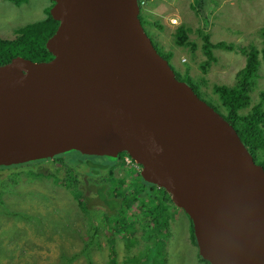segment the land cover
Wrapping results in <instances>:
<instances>
[{
	"label": "water",
	"instance_id": "water-1",
	"mask_svg": "<svg viewBox=\"0 0 264 264\" xmlns=\"http://www.w3.org/2000/svg\"><path fill=\"white\" fill-rule=\"evenodd\" d=\"M52 1V57L0 64V165L126 154L188 214L210 264H264V165L177 75L140 0Z\"/></svg>",
	"mask_w": 264,
	"mask_h": 264
},
{
	"label": "rangeland",
	"instance_id": "rangeland-1",
	"mask_svg": "<svg viewBox=\"0 0 264 264\" xmlns=\"http://www.w3.org/2000/svg\"><path fill=\"white\" fill-rule=\"evenodd\" d=\"M149 3L141 5V16L152 22L158 21V25L145 22L144 26L154 43L159 44L156 46L160 52L168 58L183 81L189 83L203 99L225 111L213 91V85L235 83L237 71L246 63L250 45L257 47L261 58L264 0H208L203 8L196 6V0H151ZM51 5V0H25L20 4L13 0H0V36L16 37L18 27L45 18ZM3 10L6 12L3 13ZM152 13H155L154 16ZM174 18L176 23L172 22ZM179 25L191 28L188 30L190 43L187 45L181 46L177 42L176 29ZM205 35L213 43L225 41L234 46L232 49L212 47L214 60H211L203 48ZM257 74L255 88L250 91V103L243 110L245 112L261 101L260 91L264 89L262 59ZM109 161L119 163V158L113 157L104 163L109 165ZM123 162L125 166L113 167L115 176H127L124 183L118 179L108 180L107 172L102 176L108 186L107 192L100 195L101 202L107 203V206L118 202V198L112 196L118 191L117 187L132 192L141 188V192H137L139 200L133 202V197L129 195L123 202L130 205L126 213L107 218L104 211H99L91 214L94 215L91 221L77 202L76 193L55 177V174L65 173L64 168H56L59 166L57 162H53L52 169L44 175L23 174L19 188L16 186L14 191L7 192L4 199L13 205L9 206L10 209L25 211L31 218L29 221H16L0 211V247L4 248L0 252V264H163L161 260L154 262L150 259L159 255L148 250L149 246L153 247L156 235L154 239H147V235L153 233L152 223L143 220L147 212L140 207V204L149 206L153 203V197H148L147 193L157 187L143 182L141 178L138 185L133 174L139 168ZM90 169L87 167L85 170L89 173V181L96 173L94 170L90 173ZM8 172L12 170H3L0 175ZM175 212L169 218L170 235L165 242V264H206L201 260L198 247L190 242L188 216L178 209ZM144 259L149 261L139 263Z\"/></svg>",
	"mask_w": 264,
	"mask_h": 264
},
{
	"label": "trees",
	"instance_id": "trees-1",
	"mask_svg": "<svg viewBox=\"0 0 264 264\" xmlns=\"http://www.w3.org/2000/svg\"><path fill=\"white\" fill-rule=\"evenodd\" d=\"M13 1L17 4H20L25 0ZM150 1H147V5ZM196 1V6H198L199 8H203L208 4V0ZM51 6L46 10L47 16L45 18L29 22L18 27L16 29V37H0V64L9 61L16 55H22L36 61L48 60L52 57V54L46 47V42L47 39L56 31L59 22L51 15ZM146 12H148V10H146ZM152 14V16H154L155 13ZM142 21L144 24L145 22H147L153 25H158L157 20L152 22V20L146 18ZM159 26L161 27L160 24ZM190 29L191 28L189 26L185 25H179L177 27L176 34L178 38L176 39L179 45L183 46L190 43V41L188 42V30ZM261 31L264 34V28ZM204 39L205 43L203 44V48L205 53L209 55L207 56V58L211 60H214L212 47H224L232 49L234 46L233 43H226L225 41H218L216 43H213L210 41L207 35L204 36ZM260 51L262 53L261 58H259V50L257 49V47L254 45H250L247 48L246 52V63L244 67L237 71V80L235 81V83L233 85L214 84L213 91L218 95L220 99V105L224 107L225 111H221L217 105L215 106V108L218 109L225 116V118L235 126L241 138L248 146L250 151L254 154L255 158L258 159L262 165H264V107L262 106L264 100V89L260 91L261 101L255 104L253 108L250 109V111H243L244 108L250 103V91L251 88H253L255 85L254 79L258 76L257 72L259 64L261 63V59L264 61V45ZM118 158L119 163H111L112 161H109L107 163L109 165H106L104 162L113 159V157L84 154L78 150L71 149L67 152L56 154L54 157L36 159L22 163H14L11 165H0V172L3 170H12V172H8L5 175H0V211L5 212L2 214L10 216L16 221H29L31 216L28 215L25 211L10 209L9 206L13 205L8 204L4 199V196L7 192H10L12 190L14 191L16 186L17 188H19L23 174L27 176L44 175L52 169L53 162H57L59 166L56 168H64L65 173L63 175H57L54 173L56 175L55 177L57 178L58 182L64 183V185L68 186V188L76 193L75 195H77L78 198L77 202L80 203V207H82L84 209L83 211H85L87 216L90 217L89 221H91L90 219H94V215L91 214L97 213L99 211H104L107 218L120 216L121 213H126L128 208L130 207L129 202H123L129 195L133 197V202H137L139 200L138 194L141 192L139 191V189L141 188L138 187L137 190H134L132 192L127 189H120L117 187L116 189L118 191L112 194V196L115 195L119 200L118 202L113 203V205L115 206H113L112 204L107 206V203L101 202L102 198L100 197V195H104L107 192L108 186L107 180L105 181V179L102 178L104 173L107 172V176L109 177L108 180L112 179L115 181L116 179H118L120 183H124L127 178L126 175L122 177L115 176V168L113 166H125L123 162V160L125 161V158L120 155L118 156ZM87 167L92 168V170L96 171V173L92 175L90 181L87 177V174L89 173L85 171ZM92 170L90 169V173H92ZM132 172H134V170H132ZM136 172L137 173L133 175L135 176L134 180L138 182V185L141 184V182L138 181L139 178H141L143 182L148 183V181H146L142 177L140 170ZM128 173L130 174L131 171H129ZM154 185L157 187L156 184ZM147 194L148 197H153V203L149 206L145 203L140 204V207H142V209H145V211L147 212V214L143 217V220L152 223L151 229L153 231H151L153 233L147 235V239L150 240L152 239V237L154 239L156 235L153 247L149 246L148 250L149 252L154 251L159 253L157 257L153 256L150 259L154 262L161 260L162 263L165 264V242L167 237H169L170 235L169 218H172L174 214H176L175 210L177 209V207L172 201L170 194L162 187H158L157 189H155V191H153L152 188V192H149ZM34 218L36 219L37 216L35 215ZM93 227L95 229L97 228L94 224ZM189 229L193 242L196 244L197 239L194 234L191 219ZM163 238L164 243L162 242ZM3 250L4 248L0 247V252H3ZM200 257L201 260L206 264H210L209 261L205 260L201 255ZM148 261V259H144L139 263Z\"/></svg>",
	"mask_w": 264,
	"mask_h": 264
},
{
	"label": "flooded vegetation",
	"instance_id": "flooded-vegetation-1",
	"mask_svg": "<svg viewBox=\"0 0 264 264\" xmlns=\"http://www.w3.org/2000/svg\"><path fill=\"white\" fill-rule=\"evenodd\" d=\"M2 12L4 13V12H6V11H5V10H3ZM143 20H144V19H143ZM0 37H1V36H0ZM124 155L126 156V154H120V156H123V157H125ZM118 156H119V155H118ZM150 184H151V186H153V185H154V183H151V182H150ZM158 187H159V186H157V188H158ZM177 209H178V210H181V214H183V213H184V212H182V209H180L179 207H177ZM186 215H187V214H186ZM188 218H189V217H188ZM189 227H190V218H189V225H188V229H189ZM189 230H190V229H189ZM189 235H190V238H191V239H190V242H191V244H192V245H195V246L197 247V243L195 244V243L193 242V239H192V237H191V232H190V231H189Z\"/></svg>",
	"mask_w": 264,
	"mask_h": 264
},
{
	"label": "built area",
	"instance_id": "built-area-1",
	"mask_svg": "<svg viewBox=\"0 0 264 264\" xmlns=\"http://www.w3.org/2000/svg\"><path fill=\"white\" fill-rule=\"evenodd\" d=\"M141 1H142V3H146L148 0H141ZM172 22H173V23H176L177 21H176V19L174 18V19H172ZM126 161H127L128 164H133V165H135V167L138 166L137 163H136L131 157H129V156L126 157Z\"/></svg>",
	"mask_w": 264,
	"mask_h": 264
},
{
	"label": "clouds",
	"instance_id": "clouds-1",
	"mask_svg": "<svg viewBox=\"0 0 264 264\" xmlns=\"http://www.w3.org/2000/svg\"><path fill=\"white\" fill-rule=\"evenodd\" d=\"M130 157V156H129ZM126 161V160H125ZM135 161V160H134ZM136 162V161H135ZM137 163V162H136ZM137 167L139 168V170H141V167H140V165L137 163ZM176 206V205H175ZM177 207V206H176Z\"/></svg>",
	"mask_w": 264,
	"mask_h": 264
},
{
	"label": "bare ground",
	"instance_id": "bare-ground-1",
	"mask_svg": "<svg viewBox=\"0 0 264 264\" xmlns=\"http://www.w3.org/2000/svg\"><path fill=\"white\" fill-rule=\"evenodd\" d=\"M140 4H141V5H144L145 3H142V1L140 0ZM255 49H256V48H255ZM188 58H189V57H188ZM117 157H118V156H117Z\"/></svg>",
	"mask_w": 264,
	"mask_h": 264
}]
</instances>
